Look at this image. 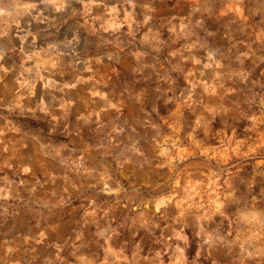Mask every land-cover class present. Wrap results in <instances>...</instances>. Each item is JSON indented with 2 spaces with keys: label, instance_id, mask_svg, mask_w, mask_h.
Wrapping results in <instances>:
<instances>
[{
  "label": "rangeland",
  "instance_id": "374dc122",
  "mask_svg": "<svg viewBox=\"0 0 264 264\" xmlns=\"http://www.w3.org/2000/svg\"><path fill=\"white\" fill-rule=\"evenodd\" d=\"M50 1L85 69L0 109V147L20 135L72 186L0 206V264H264V0Z\"/></svg>",
  "mask_w": 264,
  "mask_h": 264
},
{
  "label": "crops",
  "instance_id": "0c3cea01",
  "mask_svg": "<svg viewBox=\"0 0 264 264\" xmlns=\"http://www.w3.org/2000/svg\"><path fill=\"white\" fill-rule=\"evenodd\" d=\"M28 2L0 0V11L4 13L2 27L9 29L0 33V109L26 111L36 108L39 106L37 93L43 86L45 91L51 92V88L65 85L76 71L85 69H81L83 62L75 63V60L87 56L83 53L75 55L67 46L69 37L66 34L58 36L57 27L52 28L51 17H46L49 12H57L59 6L50 0L45 4ZM37 12H40L38 17L33 15ZM60 52L68 58L66 65L57 64ZM63 67L64 72H60ZM59 77L63 81L54 79ZM19 137L17 134L5 135V145L0 147V206H11L26 197L65 199L72 186L70 178L58 175V168L46 154L23 148ZM42 175L47 176L42 179ZM19 220L8 227L7 242L3 244L5 249L9 246L6 253L11 260L21 251L19 246L28 244L25 234L21 233L25 221ZM62 220L57 221L54 229L64 232L67 228Z\"/></svg>",
  "mask_w": 264,
  "mask_h": 264
}]
</instances>
